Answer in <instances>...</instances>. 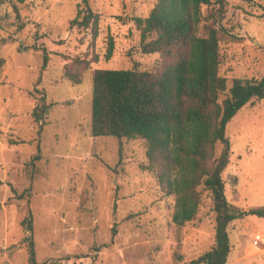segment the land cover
<instances>
[{
    "label": "rangeland",
    "instance_id": "rangeland-1",
    "mask_svg": "<svg viewBox=\"0 0 264 264\" xmlns=\"http://www.w3.org/2000/svg\"><path fill=\"white\" fill-rule=\"evenodd\" d=\"M154 1L87 0L99 15L93 42L89 29L73 23L82 0H24L21 23L7 8L0 28V264H183L213 246L209 198L195 219L174 224L173 196L141 167L144 142L90 134L92 70H150L159 61L158 53L141 52L132 20L146 17ZM224 1L222 23L236 36L220 43L229 87L234 77L264 75V0ZM75 57L90 60L78 84L63 77ZM42 101L50 106L36 122L32 112ZM226 135L227 200L241 210L264 207V98L243 105ZM228 231L225 264H264V217L234 220ZM257 233L262 241L254 246Z\"/></svg>",
    "mask_w": 264,
    "mask_h": 264
},
{
    "label": "trees",
    "instance_id": "trees-1",
    "mask_svg": "<svg viewBox=\"0 0 264 264\" xmlns=\"http://www.w3.org/2000/svg\"><path fill=\"white\" fill-rule=\"evenodd\" d=\"M82 1L85 8L77 9L73 23L89 29L93 42L99 15L87 0ZM22 2L0 0V28L9 17V7L21 23ZM202 5L207 6L204 13ZM225 12L224 0H155L146 17L132 20L140 34L141 52L159 54L156 66L91 72L90 134L144 142L146 163L141 167L153 174L163 194L173 196L174 224L192 221L204 200H210L215 213L214 244L183 264H225L230 252L229 224L248 215L264 217V207L241 210L225 195L223 171L231 153L227 123L243 105L264 98V75L234 77L228 87L220 74V43L236 38L222 23ZM112 50L109 39L106 58ZM4 62L0 57V68ZM89 66L90 60L69 58L63 77L78 84ZM49 106L44 101L37 104L33 119L43 120ZM121 149L120 144L119 153ZM23 222L27 229L31 226L29 219Z\"/></svg>",
    "mask_w": 264,
    "mask_h": 264
},
{
    "label": "built area",
    "instance_id": "built-area-1",
    "mask_svg": "<svg viewBox=\"0 0 264 264\" xmlns=\"http://www.w3.org/2000/svg\"><path fill=\"white\" fill-rule=\"evenodd\" d=\"M261 241H262V236L259 233L255 234L253 238V245L258 246Z\"/></svg>",
    "mask_w": 264,
    "mask_h": 264
}]
</instances>
